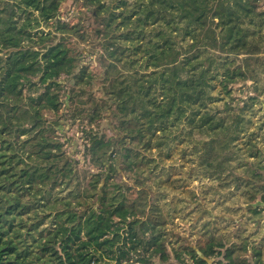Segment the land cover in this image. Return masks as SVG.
<instances>
[{"label": "trees", "instance_id": "obj_1", "mask_svg": "<svg viewBox=\"0 0 264 264\" xmlns=\"http://www.w3.org/2000/svg\"><path fill=\"white\" fill-rule=\"evenodd\" d=\"M11 1L0 8V264H122L142 246L138 231L149 233L145 245L166 260L163 223L142 219L150 205L122 193H146L138 167L145 156L132 142L151 151L185 130L197 133L200 165L211 179L223 180L233 168L236 189L250 201L264 198L262 153L243 114L254 105L233 110L227 101L238 82L252 81L264 94V0H83L101 21L93 32L82 23L60 25L61 0ZM52 21L60 36L39 30ZM67 36L100 48L104 102L92 108L91 120L100 111L118 116L117 125L109 121L112 137L95 134L84 145L100 171L83 189L74 184L78 162L65 156L57 135V114L96 75L86 76ZM61 76L79 87L67 104ZM219 102L226 115L214 112ZM258 207L250 211L259 214ZM179 242L176 258L192 264H247L239 244Z\"/></svg>", "mask_w": 264, "mask_h": 264}, {"label": "rangeland", "instance_id": "obj_2", "mask_svg": "<svg viewBox=\"0 0 264 264\" xmlns=\"http://www.w3.org/2000/svg\"><path fill=\"white\" fill-rule=\"evenodd\" d=\"M106 2L115 5L117 0ZM12 3L11 0H0V8ZM58 23L67 26L82 23L86 30L93 32L100 26L101 21L96 22L91 18L83 0H61ZM51 24L53 25L49 29L42 24L39 30L57 33L56 25L53 21ZM66 44L71 55L77 56L78 64L87 67L86 76L96 75L93 84L84 85L83 92L74 98V102L70 106L62 104L57 114H61L63 124L59 127L60 130H57V135L64 143L65 156L78 162L77 180L74 184L77 182L76 187L83 189L93 183V175L100 171L85 155L84 145H88L90 138L95 134L99 137L104 135L106 139L112 137L115 133L109 121L117 125L118 116L114 115L109 119L106 112L100 111L99 118L91 120L92 108L96 103L102 105L104 102L100 91V48L91 43L80 44L77 39L68 36ZM86 79L87 77L84 78L85 81ZM260 79V85L264 88V76ZM60 80L64 82L67 90L61 100L67 104L71 90L74 92L79 87L74 86L65 76H61ZM232 89V100L228 98L227 101L231 103L233 110L240 109L245 104L254 105L252 109L244 108L243 114L251 120L248 129L255 131L256 145L262 153L264 163V94L254 91L252 81L238 82ZM249 97H255L256 100L248 99ZM216 105L214 112H217L218 116L227 114L222 102ZM46 118L49 121L56 119L51 113H47ZM187 132L188 130H185L184 135L171 141L167 148L145 151L137 142L130 145L145 156V160L141 161L138 167L142 172L140 179L145 182L146 193L139 195L132 192L136 191L133 189L122 190V193L133 199L144 198L150 205L152 210H146L142 219L152 218L163 223L162 243L167 259L161 260V254L154 252V246L145 245L150 241L149 233L142 235L138 231L142 246L128 253V261L122 264H192L185 255L180 259L176 258V253L181 249L180 238L196 245L204 244L209 238L222 241L225 247L233 243L239 244L245 247L241 255L247 264H264V198L258 196L250 201L249 195L236 189L238 182H232V175L236 172L233 168L226 170L222 176L223 180L211 179L199 161L198 149L203 136L197 133L192 136ZM232 162L233 165L237 163L236 160ZM116 181H121V175L116 177ZM127 181L126 186L135 188L129 179ZM253 205L261 206L259 214L250 211ZM126 242L129 247V242Z\"/></svg>", "mask_w": 264, "mask_h": 264}]
</instances>
